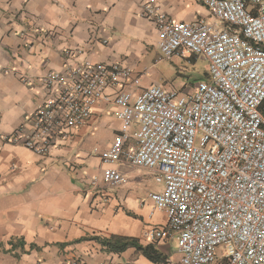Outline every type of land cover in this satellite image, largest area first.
Returning <instances> with one entry per match:
<instances>
[{
  "label": "built area",
  "instance_id": "2783aa9c",
  "mask_svg": "<svg viewBox=\"0 0 264 264\" xmlns=\"http://www.w3.org/2000/svg\"><path fill=\"white\" fill-rule=\"evenodd\" d=\"M195 1L208 18L175 20L156 0L140 9L160 58L205 62L190 90L142 86L121 62L67 48L61 68L21 76L45 96L0 140L45 156L88 124L97 104L113 106L120 129L93 149L99 171L87 190L124 186L125 167L146 170L161 186L147 192L150 214L163 216L144 228L146 242L176 238L178 264H264V0Z\"/></svg>",
  "mask_w": 264,
  "mask_h": 264
},
{
  "label": "crops",
  "instance_id": "0c3cea01",
  "mask_svg": "<svg viewBox=\"0 0 264 264\" xmlns=\"http://www.w3.org/2000/svg\"><path fill=\"white\" fill-rule=\"evenodd\" d=\"M144 1L0 0V133L23 124L44 99L43 88L28 86L21 76L61 68L67 48H82V56L95 62H121L140 76L142 86L160 83L155 32L140 15ZM156 4L179 21L209 17L195 0ZM163 83L182 91L193 87L184 80ZM113 109L97 104L89 123L45 156L0 140V264H154L133 247L114 253L94 239H81L120 235L145 245L144 228L163 222L160 212L150 214V190L136 192L153 180L146 170L128 173L124 186L87 190L99 171L93 149L120 129ZM166 244L154 245L166 254L160 246Z\"/></svg>",
  "mask_w": 264,
  "mask_h": 264
},
{
  "label": "rangeland",
  "instance_id": "374dc122",
  "mask_svg": "<svg viewBox=\"0 0 264 264\" xmlns=\"http://www.w3.org/2000/svg\"><path fill=\"white\" fill-rule=\"evenodd\" d=\"M155 66L160 75V83L164 84L166 82L169 84L170 82L173 84L178 82L179 80H184L185 83L190 87L194 85L198 80L205 78V70L206 64L203 60L197 59L195 63H185L183 60L179 59L177 56L172 57L170 60L165 58H160L159 55L155 57ZM186 67V68H185ZM177 68H180L182 71V76L177 75ZM184 75V76H183ZM96 158V157H95ZM97 164V159H96ZM131 176H138L142 174V172H135L134 169L130 167L124 168ZM160 184L156 183L154 180L149 178L146 181L145 186H141L136 189V192L139 196H143L146 190H159ZM163 250H166L167 253L165 254L167 258L170 259L168 264H178L179 256L176 253V238L174 240L168 242L166 245H160ZM160 264H167V260L165 263Z\"/></svg>",
  "mask_w": 264,
  "mask_h": 264
},
{
  "label": "trees",
  "instance_id": "16d2710c",
  "mask_svg": "<svg viewBox=\"0 0 264 264\" xmlns=\"http://www.w3.org/2000/svg\"><path fill=\"white\" fill-rule=\"evenodd\" d=\"M81 239H94L100 243L108 252L120 253L127 248L133 247L140 252L146 259L154 264L165 263L167 260L166 255L157 248L154 244H141L135 237L110 235L108 237L90 235ZM21 245V243H19ZM16 245H12L15 247Z\"/></svg>",
  "mask_w": 264,
  "mask_h": 264
}]
</instances>
